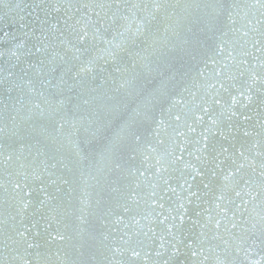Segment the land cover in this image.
<instances>
[{"label":"water","instance_id":"1","mask_svg":"<svg viewBox=\"0 0 264 264\" xmlns=\"http://www.w3.org/2000/svg\"><path fill=\"white\" fill-rule=\"evenodd\" d=\"M0 264H264V0H0Z\"/></svg>","mask_w":264,"mask_h":264}]
</instances>
